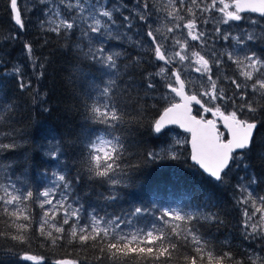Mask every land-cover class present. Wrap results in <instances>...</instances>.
Returning a JSON list of instances; mask_svg holds the SVG:
<instances>
[{
	"label": "snow or ice",
	"instance_id": "6c2138e0",
	"mask_svg": "<svg viewBox=\"0 0 264 264\" xmlns=\"http://www.w3.org/2000/svg\"><path fill=\"white\" fill-rule=\"evenodd\" d=\"M30 2L31 9L25 0H6L15 32L0 41V122L11 120L19 107L7 96L6 82L32 92L36 110L50 111L46 94L33 91L48 61L37 55L33 42L23 44L22 61L13 62L11 53L3 51L28 31L33 15L43 41L40 47L55 34L77 65L72 71L82 80L83 119L74 139L54 132L45 135L35 163L32 158L23 165L0 161V264H86L78 258L50 260L31 254L34 239L46 247L92 249L96 264H129V257H141L144 264H171L174 259L181 264H264V194L256 191L264 184V171L255 172L249 164L255 137L264 129V0ZM112 41L133 48L147 44L148 51L133 57L126 49L114 50ZM79 64L92 71L85 74ZM184 68L199 74L203 91L186 92ZM161 89L166 92L157 100L152 94ZM177 97L179 102L154 110L148 127L158 139H166L159 148L145 151L144 161L183 157L218 185L243 170L227 187L235 208L243 209L242 237L258 240L259 248L250 243V250L240 252L211 243L202 229L221 223V214L213 211L217 205L208 192L189 191L183 204L141 201L107 210L138 183L140 167L133 162L140 155L135 150L140 142L135 137L153 111L148 101L159 104ZM171 126L188 135H171ZM14 147L0 143V153ZM29 164L38 177L47 179L43 190H33ZM46 164L54 167L45 169ZM77 186L88 190L80 195ZM149 195H159V189ZM92 196L103 202L101 207L86 206ZM201 198L202 203H192ZM37 204L38 217L30 210Z\"/></svg>",
	"mask_w": 264,
	"mask_h": 264
},
{
	"label": "trees",
	"instance_id": "16d2710c",
	"mask_svg": "<svg viewBox=\"0 0 264 264\" xmlns=\"http://www.w3.org/2000/svg\"><path fill=\"white\" fill-rule=\"evenodd\" d=\"M35 25V27H28V31L22 33L18 40L13 41L3 49L4 52L11 53L10 59L16 62L19 55L13 56L12 50L22 53L24 52L23 44L25 42H33L34 49L38 51L39 56L48 61L45 75L40 80V85L34 83L33 91L38 88L42 94H46L47 107L50 111L40 112L36 110L32 105V92H21L17 89L15 82H6L7 96L15 104L19 105V107L15 109V114L11 120L0 122V143L15 144L14 148H9L5 152L0 153V158H4L7 162L17 165H23L26 159L29 158H32L33 163H35V156L39 152V145L44 143L43 137L49 132H54L58 136L63 135L74 139L75 136L73 134L79 132L78 126L82 123L83 119L80 109V100L83 98L82 80L78 73L72 71L77 65L73 62L71 56L65 54L63 42L55 34H50L47 37L50 43L44 47H40L43 41L40 37V29L36 23ZM14 32L15 26L6 6V0H0V41L5 40L8 35L14 34ZM0 54H3V52H0ZM136 55L143 54L137 52ZM78 66L83 69L85 74L92 71L85 64H79ZM144 68H147L148 71L152 70L151 68L149 69L148 65H144ZM224 71L228 72L229 75L231 74V70L228 68H225ZM139 78V74L137 73V79ZM157 79H161V77ZM225 86L230 88L227 84ZM161 92H166V89H161L152 95L158 100ZM132 95L135 96V93H132ZM171 101H160L159 104L156 100L148 101V105L153 111L148 114L147 120L139 125V132L135 137L140 142L139 147L135 149L140 155L133 162L140 167L139 172L135 174L138 177V183L126 189L127 194H122V199L117 203L115 208H108L107 210L111 212L126 209L130 206V203L134 202L139 204L141 201L144 203L155 201L157 204H183L187 202L185 193L189 191L194 190L197 193L208 192L213 194V202L217 205L213 211L221 214V223L206 226L202 231L207 232V237L210 238L209 240L213 245L219 246L221 244H227L232 246L234 251L243 252L244 249L242 247L247 244H234L235 242L229 239L228 233L232 228V211L238 217L235 230L241 234L242 229L240 227L241 210H237L231 202L232 192L227 187L228 184L236 183H227V181L238 174L243 175V170H240L239 173L236 171L230 173V178L226 180L225 184L218 185L208 176L194 168L191 165V161L183 157L179 160L158 161L155 164L144 161L143 153L159 148L163 143V139H166H158L150 131L148 122L153 118L156 108L162 107L165 103H172ZM172 129L173 131L176 130L183 133L177 127H173ZM255 139L257 147L253 154L254 158L249 161V164L253 171L261 172L264 171V129L259 130ZM53 167V165H44V168L49 170ZM26 170L31 176L35 175L37 171L36 168H33L32 164H29ZM32 178L33 190L35 187H39L40 184L43 190V187L46 185V178L38 176ZM259 187L261 190H264V184L259 185ZM157 189H159V195H149V193H155ZM87 190L83 186H77V191L80 195H83ZM98 191H103V189L98 187ZM197 202L202 203L203 198L200 201H192V203ZM102 204L103 202L98 201L96 196H92L86 201L88 208H99ZM31 211L37 217L41 214L38 204L34 207L31 206ZM256 244L259 245V241ZM29 249L31 254L42 255L50 260L78 258L86 261V264H96L95 256L97 254L92 249H74L68 245L59 248L46 247L41 241L35 239L29 245ZM128 261L129 264H144L141 257H129ZM28 264H35V262H28ZM171 264H181V260L174 259Z\"/></svg>",
	"mask_w": 264,
	"mask_h": 264
},
{
	"label": "rangeland",
	"instance_id": "374dc122",
	"mask_svg": "<svg viewBox=\"0 0 264 264\" xmlns=\"http://www.w3.org/2000/svg\"><path fill=\"white\" fill-rule=\"evenodd\" d=\"M25 2L27 3L28 8L31 9V6L32 5H31L30 0H25ZM253 15H255V14H253ZM31 18L33 20V24L29 25L28 27H35L36 26L35 23H36V19L37 18H36L35 15H33ZM161 23H164V22L161 21ZM157 26H159V25H157ZM262 26H264V25H262ZM210 27L211 26H209V28ZM249 31H255V32L259 33L260 32V29L259 28H250ZM129 35H131V33ZM177 38H180L179 34H177ZM134 39H137V38L134 37ZM139 39H143V37H140ZM111 43H112V46H113V49L114 50H124V49H126L127 52H128V54L131 55V56H133V57H136L137 56L136 55L137 52H140V54H144L145 52L148 51L147 44H145V47L144 48H133L131 44L124 43V42L117 43L116 41H112ZM193 43H195V42H193ZM192 50H196V49H192ZM12 55L13 56L19 55L17 61L25 60L24 52L19 53L16 50H12ZM37 55H39L38 51H37ZM178 67H183V65H178ZM149 69H150V67H149ZM25 71L28 72L29 76L32 75L30 69H25ZM184 72L186 74H182V77L186 80L187 87H188L189 91L192 92L191 94H194L197 91H203L204 90V88H203V82L199 78V74L198 73H195L194 68H184ZM38 85H40V81L38 82ZM177 101H178V98L172 100L171 102L174 103V102H177ZM179 130H181V129H179ZM176 132H178V131L174 130L171 133V135H174ZM181 134H182L181 138H183L184 136H187L188 135L187 133H184V132L181 133ZM0 161H3L4 164L10 163V162H7V160H5L4 158H0ZM34 176H37V175L35 174V175L31 176V177H34ZM230 182L235 183L236 180L229 179L227 181V183H230ZM41 183H42V181H41ZM46 183H47V179H46ZM39 187L41 188V184H40ZM257 188H258V186H257ZM257 190H259L258 193L264 194V190H261L260 187ZM121 199H122V197H121ZM30 210H31V206H30ZM240 210H241V212L243 211L242 208ZM232 213H233V217H232V228L230 229V231L228 233L229 234V239H232V241L235 242L234 244H236V243L237 244H241V245L247 244L246 246H243L242 247L244 250L245 249H248V246H249L250 243L253 245V247L259 248L260 247V242H259V245L256 244V242L258 240L257 241L245 240L242 236H240L241 234H239L235 230V226L237 225L238 217H237V214L234 211H232ZM150 219L151 218L149 217L146 220L142 221V223H146ZM209 236H211V235H209ZM207 238L210 239L209 237H207ZM248 250H250V249H248ZM35 264H36V262H35Z\"/></svg>",
	"mask_w": 264,
	"mask_h": 264
},
{
	"label": "water",
	"instance_id": "95a60500",
	"mask_svg": "<svg viewBox=\"0 0 264 264\" xmlns=\"http://www.w3.org/2000/svg\"><path fill=\"white\" fill-rule=\"evenodd\" d=\"M182 79H184L183 77H182ZM185 80V79H184ZM185 85H186V92H188L189 94H191L190 92H189V90H188V88H187V84H186V81H185ZM177 102H179V97H178V101ZM174 103H176V102H174ZM194 112H195V106H194ZM171 127H177L178 128V126H171ZM182 130V129H181ZM183 131V130H182Z\"/></svg>",
	"mask_w": 264,
	"mask_h": 264
},
{
	"label": "flooded vegetation",
	"instance_id": "af4514ba",
	"mask_svg": "<svg viewBox=\"0 0 264 264\" xmlns=\"http://www.w3.org/2000/svg\"><path fill=\"white\" fill-rule=\"evenodd\" d=\"M178 98V97H177Z\"/></svg>",
	"mask_w": 264,
	"mask_h": 264
}]
</instances>
